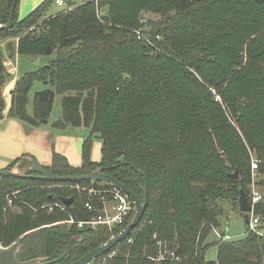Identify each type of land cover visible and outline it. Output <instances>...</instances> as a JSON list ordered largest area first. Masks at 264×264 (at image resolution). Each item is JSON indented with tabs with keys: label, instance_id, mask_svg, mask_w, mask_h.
Returning <instances> with one entry per match:
<instances>
[{
	"label": "trees",
	"instance_id": "1",
	"mask_svg": "<svg viewBox=\"0 0 264 264\" xmlns=\"http://www.w3.org/2000/svg\"><path fill=\"white\" fill-rule=\"evenodd\" d=\"M18 1L7 27L13 0H0V41L17 38L15 48L6 45L7 53L54 59L17 78L9 116L39 126L57 94L61 116L52 126L90 129L80 166L53 153L44 168L62 177L102 167L141 202L147 192L139 224L90 264H155L149 258L157 254L158 240L175 247L179 257L159 264H264V234L248 228L239 240L217 242L215 261L204 258L209 232L225 217L218 201L238 204L241 190L250 200L251 151L260 160L257 173H264V0H84L48 17L55 0H43L21 19ZM24 29L31 32L23 35ZM137 31L153 46L138 40ZM9 77L0 50V120ZM36 81L46 88L34 94L29 113L28 93ZM94 138L101 142L99 162L90 159ZM20 161L9 168L19 164L31 178L0 177V245L21 244L19 261L41 257L70 264L132 221L135 212L113 228L86 224L103 216L102 206L92 196L88 210L89 196L74 188L110 185L43 181L28 171L27 160ZM234 171L236 180L229 177ZM61 198L73 201L64 211H50L47 205ZM19 205L22 211L10 212ZM238 213L243 216L239 205ZM252 214L264 224V200ZM147 218L151 225L142 238L137 232ZM79 237L67 254L69 241Z\"/></svg>",
	"mask_w": 264,
	"mask_h": 264
},
{
	"label": "crops",
	"instance_id": "2",
	"mask_svg": "<svg viewBox=\"0 0 264 264\" xmlns=\"http://www.w3.org/2000/svg\"><path fill=\"white\" fill-rule=\"evenodd\" d=\"M42 1L43 0H19L17 8L18 18L20 17L19 19H21L22 16L25 17L28 15ZM32 5L33 8L30 10L29 8ZM28 9L30 11L26 15H23ZM1 44L5 45V43ZM8 61L12 62V59L9 58L4 62ZM10 68L13 73H9L14 74L15 68L13 62ZM17 78L18 76L11 79L7 88L13 87ZM10 106L11 100L9 99L7 101L4 99L3 118L0 120V170H10V164L15 159H22L24 156L34 159L43 167H48L51 163L53 153L65 157L68 164L73 167L81 165L82 145L85 138L83 134L79 135L77 131L72 130L70 127L64 129L54 128L52 123L55 120L50 122L49 119L46 124L40 123V125L36 127L29 126L9 116ZM30 112L31 110L29 113ZM95 139L96 138H94L92 142L90 159L92 162H99L101 159V142L99 141L96 143L94 141ZM13 168L18 169L19 166L16 165Z\"/></svg>",
	"mask_w": 264,
	"mask_h": 264
},
{
	"label": "rangeland",
	"instance_id": "3",
	"mask_svg": "<svg viewBox=\"0 0 264 264\" xmlns=\"http://www.w3.org/2000/svg\"><path fill=\"white\" fill-rule=\"evenodd\" d=\"M68 1L75 2L76 4H81L84 0H64L65 5L63 7H57L55 4H52L50 6L49 10L46 13V17H48L50 15H53L56 12H59V11L67 9L69 7V5H67ZM31 8H33V5L29 9L31 10ZM29 9L27 11H25V13H23V15H26L30 11ZM149 18H151L152 20H157L158 16H156V15L155 16L154 15L150 16V14H149ZM29 32H31V29H24L22 34L26 35ZM1 43H5V45L1 44ZM8 43H11V44L14 43V48H15L16 45H17V38L0 41V50L3 53L4 61H6L7 59L11 58L12 62H13V66L15 68V73L14 74H11V73H13L11 68H10V71H7L8 73L11 72V73H9V75H10L9 81L11 79H13L14 77H17V76L19 77L20 75H24L27 72L36 71L39 68L47 65L51 60L54 59V55L47 56V55H42V54L41 55H36V56H31V55H27V54L15 53L13 56H10L7 53V51H6V45ZM189 70L191 71V73H193L198 78V80L200 82H202L201 78L199 77V75L196 74L194 69H189ZM9 81L6 82L5 86L2 89V97L5 100L7 98H8V100L9 99L11 100V97H12V94H13V91H14V88H15V83H14L13 87L7 88L8 84L10 83ZM44 88H46V86L42 82H40V81L34 82L33 86L31 87V89H30V91L28 93L27 110H29V111L31 110L34 94L36 92H38V91L43 90ZM213 93H214V91H213ZM61 98H62V95H57V94L55 95L54 103H53V106H52V110H51L49 118H48L50 122H52L54 120H57L61 116ZM215 101L219 102L222 105L220 97L218 95L215 96ZM224 110H226V108H224ZM226 113L229 116L228 117L229 122H231V124L233 126H236L235 122H233L234 120H232L233 118L230 115V113H228L227 110H226ZM70 128L72 130H74V131H77L79 133V135L83 134V136H85L84 140L86 139V137L90 133V129L89 128H84V127H79V128L70 127ZM94 141L97 143L100 140L96 138ZM215 145L217 146V144H215ZM216 150L218 151V153L222 157H224L222 152L220 151V149H218L216 147ZM255 156H256L255 152L251 151L250 157L251 158H253V157L256 158ZM17 165L19 166V168L18 169L17 168H13V170L18 172V173H20V174H25L26 175L25 169L20 167L19 164H17ZM257 169L254 172L251 170V178H252V182L255 184L256 188L257 189L259 188L261 190V189H264V173H259V172L257 173ZM251 186H252V184H251ZM74 189L81 196H86L87 195L85 191H83V190H81L79 188L75 187ZM23 204H24V206H27V205H25V203H23ZM23 204H21V205H23ZM217 204L219 205L218 209H220V207H221V211L222 212L225 211V217H223V218L221 217V219H220L221 223L218 226V228H215L214 230H212V232H209V235H208V237L206 239V243L209 246L206 249L205 254H204V258H205L206 261H215L216 260V255H217V245H216V243L217 242L222 241V240H226V241L227 240H233V241L239 240L245 235L246 228H247V224L245 223V219L243 218V216H241L238 213V204L237 203H231V202L229 203L227 201L226 202H219L218 201ZM21 205H19V207H13L10 212H20V211H22L23 206H21ZM149 221L150 220L147 218L144 221V223L142 224V226L140 227L139 231L137 232L139 237L142 236V238H143L145 236V233H146L148 227L151 225V222H149ZM95 226H93V227H95ZM262 229H264V227H262ZM221 233H226V238H221L220 237ZM1 248L5 249L2 246H1ZM2 249H0V250H2ZM126 257L128 258V254H127ZM135 260L136 259H134V261ZM155 264H158V263H155Z\"/></svg>",
	"mask_w": 264,
	"mask_h": 264
},
{
	"label": "water",
	"instance_id": "4",
	"mask_svg": "<svg viewBox=\"0 0 264 264\" xmlns=\"http://www.w3.org/2000/svg\"><path fill=\"white\" fill-rule=\"evenodd\" d=\"M17 0H13L10 13H9V19L7 23V27H10L13 25V17H14V9L16 5ZM67 5L70 7H73L76 5L75 2L68 1ZM207 55H203V58L205 59ZM40 123L46 124L47 120H41ZM22 161L27 160L28 165V171L37 174V177L43 181L47 182H61V181H91V182H101L107 185H110L113 189L120 190L121 192L127 194L130 199L132 200L134 204V217L132 218V221L128 226H126L122 231H120L117 235L113 236L109 241L102 244L98 248L86 253L82 258H80L77 261H74L70 264H90L93 260L107 254L118 242L125 239L130 232L139 224L141 221L146 203H147V192L145 190V197L143 202L139 200V198L130 191L126 186L119 183L117 180H115L110 175L106 174L104 172V168L100 167L96 169L95 171H92L88 175L84 176H56L49 171H47L43 166L38 164L34 159L24 156L21 159ZM114 168V167H113ZM0 177H14V178H28L32 176H27L25 174H20L13 169L11 170H0ZM230 179L236 180L238 178V171H234V173L229 175ZM61 203L65 206H70L73 198H61ZM238 205H239V211L243 214V218L245 219V223H248V214L251 212V205L247 198V195L241 190L239 197H238ZM221 238H226V233H222L220 235ZM80 240L79 238H72L68 245H67V254L70 253L71 246L73 242ZM21 248V244L14 243L10 247L0 250V264H51L52 261H48L46 258H33L25 261H19L17 259V254Z\"/></svg>",
	"mask_w": 264,
	"mask_h": 264
},
{
	"label": "built area",
	"instance_id": "5",
	"mask_svg": "<svg viewBox=\"0 0 264 264\" xmlns=\"http://www.w3.org/2000/svg\"><path fill=\"white\" fill-rule=\"evenodd\" d=\"M54 4L57 7H63L65 5L64 0H55ZM142 22H146V17L144 16L142 19ZM137 39L140 41H145L146 43L152 45L151 41L148 39V37L141 31L136 32ZM153 46V45H152ZM12 65V62H4V66L7 69V71H10V67ZM260 163V160L257 158H251V170L254 172ZM77 188L83 190L86 192L88 197V201L85 203V207L88 210H93V206L91 203V197L95 196L98 198L99 202L102 206V214L103 216L98 221H90L86 222V224L91 225H105L108 228H113L119 225H122L130 215L135 212L134 211V204L130 197L121 192L120 190L116 189H109V190H98L95 188H83L78 187ZM262 200H264V189H257L255 184L252 182L251 186V196H250V205H251V212L248 214V223L247 228L249 231H252L256 234L263 235L264 231L262 227H264V224H262L258 217H254L252 214V210L254 205L260 203ZM12 202L11 200H8L7 206H11ZM47 207L51 211L53 207H57L59 210L64 211L65 205L61 203H53L48 204ZM69 223H73V220H68ZM85 223V222H84ZM83 222H79L78 226H82ZM156 238V236H154ZM131 242V240H129ZM157 245V254L154 257H150L149 259L153 261L154 263H163L167 261H178L179 257L175 254V247H172L167 242H163L161 240H158L156 242ZM0 249L1 245H0ZM114 252L111 254H108L104 259L111 258L113 256Z\"/></svg>",
	"mask_w": 264,
	"mask_h": 264
},
{
	"label": "bare ground",
	"instance_id": "6",
	"mask_svg": "<svg viewBox=\"0 0 264 264\" xmlns=\"http://www.w3.org/2000/svg\"><path fill=\"white\" fill-rule=\"evenodd\" d=\"M6 100L8 101V98Z\"/></svg>",
	"mask_w": 264,
	"mask_h": 264
}]
</instances>
